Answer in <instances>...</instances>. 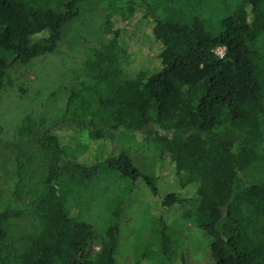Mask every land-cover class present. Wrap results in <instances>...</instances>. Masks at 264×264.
<instances>
[{
    "label": "trees",
    "instance_id": "1",
    "mask_svg": "<svg viewBox=\"0 0 264 264\" xmlns=\"http://www.w3.org/2000/svg\"><path fill=\"white\" fill-rule=\"evenodd\" d=\"M84 1L0 0V92L16 66L58 52ZM207 1L169 0L162 10L130 0L107 20L109 38L87 62L92 83L71 90L51 125L42 116L23 128L17 150L27 164L20 168L39 161L46 173L38 183V171L26 173L27 185L19 173L34 198L0 208V264H116L122 210L112 212L116 221L101 237L72 214L78 195L104 179L141 182L159 199L153 232L163 261L177 257L178 232L168 223L178 218L207 240L215 264H264V0H238L214 25L202 15ZM132 35L156 59L152 70L134 76L122 69ZM218 48L225 49L223 59ZM63 125L86 128L100 160L72 161V149L53 133ZM119 132L146 133L173 166V179L182 180L179 192L163 195L157 178L141 172L128 151L100 143ZM187 186L192 195H181ZM99 238L100 252L86 261Z\"/></svg>",
    "mask_w": 264,
    "mask_h": 264
},
{
    "label": "rangeland",
    "instance_id": "2",
    "mask_svg": "<svg viewBox=\"0 0 264 264\" xmlns=\"http://www.w3.org/2000/svg\"><path fill=\"white\" fill-rule=\"evenodd\" d=\"M130 0H85L81 4V15L68 26L58 52L42 57L30 65L16 66L9 71L5 88L0 92V140L10 144H0V208L24 207L33 199V195L22 185L20 174L23 173L21 163L24 157L18 154L17 146H24L21 135L23 128H33V123L40 117L57 120L63 114L71 90H80L84 84L92 83L87 69L88 58L92 49L99 48L109 35L103 31L109 18L123 10ZM169 0H148L149 4L159 3L163 10ZM224 2V3H223ZM238 0H209L202 3L203 18L208 23H217L220 15L229 14ZM159 12V10L157 9ZM229 11V12H228ZM227 12V13H226ZM113 23V22H112ZM67 28V27H66ZM114 29V28H113ZM138 33V31H137ZM134 35V34H133ZM126 46L128 56L123 58L122 69L131 76L142 70H152L156 65L155 55L147 48L138 46L134 41ZM138 42V41H137ZM32 123V124H31ZM63 141L65 147L74 152L72 161L84 165L100 160L102 155L94 151L89 131L78 125L59 126L53 130ZM146 133H116L107 135L100 143L114 142L112 151L121 149L128 151L134 165L144 174L153 175L161 193L179 192L182 180L173 179L174 168L169 161L158 156L152 142L145 140ZM87 145L89 147H87ZM80 146V147H79ZM16 147V148H15ZM87 147V148H85ZM75 150V151H74ZM27 166V165H26ZM26 185L29 181L28 172L37 173L34 183L40 182L43 172L39 161H32L25 167ZM44 171V175H45ZM33 186V185H32ZM180 186V187H179ZM94 189L72 202V214L92 224L98 236L104 234L109 226L116 221L113 211L121 209L119 217L120 242L115 256L116 264H215L207 240L191 223H182L178 218L169 221V226L178 232L176 242L177 257L172 262L161 259L155 246L156 234L153 232L154 220L158 218L159 199L154 197L141 182L130 186L125 181L112 182L108 179L94 183ZM132 189H131V188ZM131 189V190H130ZM192 186L181 190V195H192ZM23 221V220H22ZM101 250V239L94 241L88 248L86 261L94 260Z\"/></svg>",
    "mask_w": 264,
    "mask_h": 264
},
{
    "label": "built area",
    "instance_id": "3",
    "mask_svg": "<svg viewBox=\"0 0 264 264\" xmlns=\"http://www.w3.org/2000/svg\"><path fill=\"white\" fill-rule=\"evenodd\" d=\"M215 53H216V55L218 57H220L221 59H223L224 56H225V49L224 48H218Z\"/></svg>",
    "mask_w": 264,
    "mask_h": 264
}]
</instances>
